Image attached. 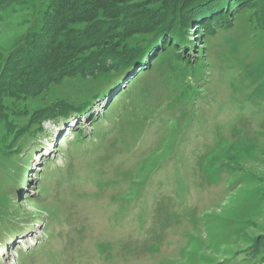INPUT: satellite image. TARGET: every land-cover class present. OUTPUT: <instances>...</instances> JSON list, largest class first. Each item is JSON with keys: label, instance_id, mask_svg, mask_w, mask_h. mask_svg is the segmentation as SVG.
Listing matches in <instances>:
<instances>
[{"label": "rangeland", "instance_id": "374dc122", "mask_svg": "<svg viewBox=\"0 0 264 264\" xmlns=\"http://www.w3.org/2000/svg\"><path fill=\"white\" fill-rule=\"evenodd\" d=\"M0 264H264V0H0Z\"/></svg>", "mask_w": 264, "mask_h": 264}, {"label": "trees", "instance_id": "16d2710c", "mask_svg": "<svg viewBox=\"0 0 264 264\" xmlns=\"http://www.w3.org/2000/svg\"><path fill=\"white\" fill-rule=\"evenodd\" d=\"M156 32V30L154 31V30H148L147 31V34H154ZM73 50H75V51H78V48L76 47V46H74V48H72ZM117 64H118V62H117ZM117 64L115 65V64H112V66H111V68L113 69V68H116L117 67ZM91 69V67H88V68H86L85 66H84V69L83 70H85V71H89ZM57 70H59L58 71V74H59V76L61 75V71H63L64 72V74H63V76H65V75H67V73L68 72H66V68L64 67V65L62 66V65H60V69H58V67H57ZM56 75V74H55ZM111 76V75H110ZM110 76L108 77V78H106V81H109L110 80ZM55 78H57V75L54 77H52V79L50 78V77H48V78H45L44 80H43V82H42V86L43 85H46V84H48V83H50V82H54V81H56V79ZM58 79V81H59V78H57Z\"/></svg>", "mask_w": 264, "mask_h": 264}]
</instances>
